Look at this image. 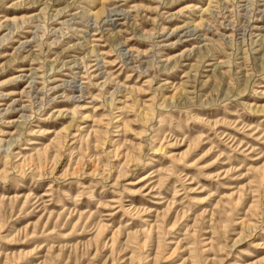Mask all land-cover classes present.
Returning <instances> with one entry per match:
<instances>
[{
  "label": "rangeland",
  "instance_id": "obj_1",
  "mask_svg": "<svg viewBox=\"0 0 264 264\" xmlns=\"http://www.w3.org/2000/svg\"><path fill=\"white\" fill-rule=\"evenodd\" d=\"M0 264H264V0H0Z\"/></svg>",
  "mask_w": 264,
  "mask_h": 264
}]
</instances>
